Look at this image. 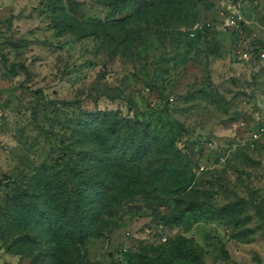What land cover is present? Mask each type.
<instances>
[{
    "label": "rangeland",
    "instance_id": "rangeland-1",
    "mask_svg": "<svg viewBox=\"0 0 264 264\" xmlns=\"http://www.w3.org/2000/svg\"><path fill=\"white\" fill-rule=\"evenodd\" d=\"M262 53L264 0H0V264H264Z\"/></svg>",
    "mask_w": 264,
    "mask_h": 264
},
{
    "label": "trees",
    "instance_id": "trees-1",
    "mask_svg": "<svg viewBox=\"0 0 264 264\" xmlns=\"http://www.w3.org/2000/svg\"><path fill=\"white\" fill-rule=\"evenodd\" d=\"M69 229L72 230L74 227L75 233H77V237H70L71 240L75 242H83L86 239V235H83V227L82 226H77L78 224L74 223L73 227L72 224H69ZM53 227H55V224L53 223Z\"/></svg>",
    "mask_w": 264,
    "mask_h": 264
},
{
    "label": "built area",
    "instance_id": "built-area-1",
    "mask_svg": "<svg viewBox=\"0 0 264 264\" xmlns=\"http://www.w3.org/2000/svg\"><path fill=\"white\" fill-rule=\"evenodd\" d=\"M226 22L227 24H235L236 23L235 17L233 15L227 17ZM262 56H264V53H262ZM3 118H4V113L0 106V127H2L3 125ZM254 136H256V134H254Z\"/></svg>",
    "mask_w": 264,
    "mask_h": 264
}]
</instances>
